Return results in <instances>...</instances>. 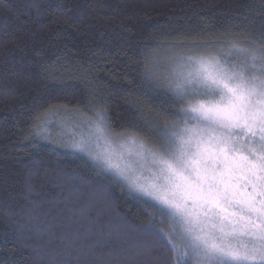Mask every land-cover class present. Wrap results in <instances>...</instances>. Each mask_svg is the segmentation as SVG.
<instances>
[{
  "label": "trees",
  "instance_id": "16d2710c",
  "mask_svg": "<svg viewBox=\"0 0 264 264\" xmlns=\"http://www.w3.org/2000/svg\"><path fill=\"white\" fill-rule=\"evenodd\" d=\"M262 36L264 0H0V264H173L151 201L36 137L37 118L106 109L152 136L165 63Z\"/></svg>",
  "mask_w": 264,
  "mask_h": 264
},
{
  "label": "snow or ice",
  "instance_id": "6c2138e0",
  "mask_svg": "<svg viewBox=\"0 0 264 264\" xmlns=\"http://www.w3.org/2000/svg\"><path fill=\"white\" fill-rule=\"evenodd\" d=\"M162 79L171 109L152 136L115 132L100 109L62 121L56 147L151 201L147 230L173 264H264V36L206 44ZM52 115L37 118L36 137L51 139Z\"/></svg>",
  "mask_w": 264,
  "mask_h": 264
},
{
  "label": "rangeland",
  "instance_id": "374dc122",
  "mask_svg": "<svg viewBox=\"0 0 264 264\" xmlns=\"http://www.w3.org/2000/svg\"><path fill=\"white\" fill-rule=\"evenodd\" d=\"M173 64H171V61L170 63H165L164 67H165V70H164V73L165 74L171 67H172ZM174 66V65H173ZM62 121L60 120H52L51 124H49L48 126V130L51 132V140L53 142H59V139H58V136H57V133L59 132V125ZM134 194L136 195H139L138 193L136 192H133ZM140 196V195H139ZM143 198H146V197H143ZM147 199V198H146Z\"/></svg>",
  "mask_w": 264,
  "mask_h": 264
}]
</instances>
